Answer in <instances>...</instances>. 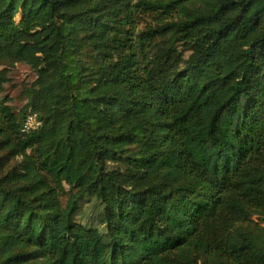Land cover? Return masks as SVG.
Wrapping results in <instances>:
<instances>
[{"label":"trees","instance_id":"16d2710c","mask_svg":"<svg viewBox=\"0 0 264 264\" xmlns=\"http://www.w3.org/2000/svg\"><path fill=\"white\" fill-rule=\"evenodd\" d=\"M17 65L0 264H264V0H0Z\"/></svg>","mask_w":264,"mask_h":264},{"label":"rangeland","instance_id":"374dc122","mask_svg":"<svg viewBox=\"0 0 264 264\" xmlns=\"http://www.w3.org/2000/svg\"><path fill=\"white\" fill-rule=\"evenodd\" d=\"M33 79L34 76L30 73L29 68L17 65L11 70L9 79L0 88V100L8 106L7 115L4 117L5 123L8 126L7 135L11 139V143L8 146L12 148L15 157L23 156L27 159L29 157V149L25 148L21 138L18 137L16 128H19L20 117L25 110V105L29 101L28 94ZM22 178L37 182L41 179V175L36 172L32 164H27L23 169ZM55 206L49 204V207Z\"/></svg>","mask_w":264,"mask_h":264},{"label":"built area","instance_id":"2783aa9c","mask_svg":"<svg viewBox=\"0 0 264 264\" xmlns=\"http://www.w3.org/2000/svg\"><path fill=\"white\" fill-rule=\"evenodd\" d=\"M41 121L38 119L36 113H29L25 116L21 130L23 132H28L33 128H36L40 125Z\"/></svg>","mask_w":264,"mask_h":264}]
</instances>
